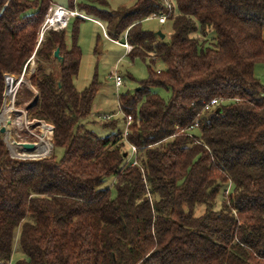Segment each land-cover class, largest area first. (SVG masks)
Here are the masks:
<instances>
[{
	"label": "trees",
	"instance_id": "16d2710c",
	"mask_svg": "<svg viewBox=\"0 0 264 264\" xmlns=\"http://www.w3.org/2000/svg\"><path fill=\"white\" fill-rule=\"evenodd\" d=\"M164 2L81 7L105 22L109 39L124 35L131 60H149L140 89L118 99L132 118L124 139L84 126L97 84H73L83 18H74L69 49L65 29L38 43L51 0H0V109L7 78L34 57L28 80L37 101L26 109L52 126V149L64 152L60 161L53 152L11 158L0 133V264L11 263L17 239L24 259L15 264H264V86L254 76L264 63V0H170V9ZM157 14L171 22L169 41L141 27ZM51 62L55 74L43 67ZM211 100L218 106L206 113ZM196 120L198 136L188 131ZM126 145L136 148L137 165L124 157ZM110 176L114 198L100 189Z\"/></svg>",
	"mask_w": 264,
	"mask_h": 264
},
{
	"label": "rangeland",
	"instance_id": "374dc122",
	"mask_svg": "<svg viewBox=\"0 0 264 264\" xmlns=\"http://www.w3.org/2000/svg\"><path fill=\"white\" fill-rule=\"evenodd\" d=\"M51 2V5L54 8L55 6H61L67 9V0H51ZM102 2H105V5L102 4ZM74 3V11L81 14L83 20L79 22L77 26V46L81 51V60L78 74L74 78L73 84L77 91H83L84 89L88 88L93 81H95L97 84V91L93 100L91 114L85 120L84 126L87 130H90L96 136L101 138H105L109 135H123L126 130V123L124 114L120 109L118 99H120V97L125 94L133 95L140 89V83L148 78L147 67L149 65V60H143L139 58L131 60L126 53L125 48L122 46L126 42L124 35H120L116 39L118 41L117 43L110 41L104 35L106 34L105 22L98 20L93 15L91 16L87 14V12L81 9V7L92 6L96 9H103L106 11H117L120 9L130 8L134 4V0H74ZM63 22L59 23V25L57 26L52 27H60ZM74 23V18H70L67 23V27L65 28V41L68 49L73 44L71 35ZM141 27L145 31L152 32L154 34H156L157 32H161V34L164 36L163 41L165 42L169 41L170 35L172 33V25L168 20L164 24H159L156 19H144L141 22ZM30 60L28 64L29 66L27 68L28 70L24 75V80H22L23 83L19 87L18 94L15 97V107L21 110H25L26 107L30 105V103H32L36 95V90L30 86L28 78L31 73L33 74L34 70H36L37 65L34 61V57H31ZM43 67L45 70H50L54 74L57 72V67L54 62H51L50 65L44 63ZM163 68L164 65L161 62L157 61L153 67V70L159 72ZM115 76H119L122 81V85L118 88L115 87ZM254 76L264 86V63H257L255 65ZM12 77L16 78L17 76ZM151 93L157 95L164 101H168L170 99V92L166 91L164 88H151ZM9 97L11 96L9 95ZM9 100L11 99L9 98ZM142 102V100L138 102L137 113L139 112ZM2 115H5L3 124H5V127H7L8 129L12 128L16 124V121H13V123L9 122V112H2ZM16 115L18 114H12V118L14 120L16 119ZM26 117L29 123L36 122L34 121L35 119L33 120L32 118H30L27 113ZM104 118H109L108 122L114 124V127H104L103 124L106 123ZM40 128L41 126H39L38 124H33V126L29 130L39 136V132L41 131ZM11 134L13 140H18V138L28 139L30 141L35 140V137L30 136L29 138L28 136H26V131L23 129H19L17 126H14L11 129ZM190 134L198 136L200 134V131L198 129H195L190 132ZM128 149L129 146L126 145L125 154L127 153ZM52 152L53 157L57 161H60L62 159L64 153L63 149H52V146L50 149V153L47 154V156H41L40 158L49 157ZM100 189H109L111 197L114 198L116 196L114 177L110 176L105 178L100 186ZM221 196L222 193H220L216 199L217 208L219 207ZM203 212V207H197L194 210V215L200 216L201 214H203ZM20 259H24V256L20 251L17 239L14 243L13 255L10 264H15Z\"/></svg>",
	"mask_w": 264,
	"mask_h": 264
},
{
	"label": "built area",
	"instance_id": "2783aa9c",
	"mask_svg": "<svg viewBox=\"0 0 264 264\" xmlns=\"http://www.w3.org/2000/svg\"><path fill=\"white\" fill-rule=\"evenodd\" d=\"M164 4L167 6L168 9L171 8V2L170 0H165ZM57 10H61V12H63L65 14V22L62 26L60 27H52L49 25V18L50 17H53L55 14H56V11ZM75 17H81L82 18V15L77 13L76 11H70V10H66L65 8L63 7H60V6H55V8L53 6H50L47 10V13L45 15V18H44V21L41 25V28L39 30V33H38V43L40 41H42L43 39V36H44V33L48 30H54V31H60V30H63L67 27V23L68 21L70 20V18H75ZM149 18H153V19H156L157 22L159 24H164L166 22V16L163 15V14H157V15H151L150 17H148L147 19ZM106 38L109 39V37L107 36V34H104ZM110 41L112 42H115L117 43V41H113L111 39H109ZM126 41V40H125ZM125 50H126V53L128 54L131 50H132V47L127 43L125 42L123 45H122ZM31 61V60H30ZM27 62V64L25 65L22 73L20 75H18L16 78L14 77H9L7 78L6 82H5V89H4V93H3V102H2V106H1V112L4 111V109L6 108V100L9 101V95L11 96V109L10 107L7 108V110L9 109V114H10V121L11 123H13V121H18L19 123L18 124H15L14 126H17L19 129H23L26 131L27 135L29 138L30 136L32 137H35V140L34 141H30L28 139H22V138H18V140H13L12 139V134H11V129H8L7 127H5V124H0V127H5L6 131L5 134H3V141L9 151V154H10V157L11 158H15V159H22V160H29V159H39L41 156H38V157H33V156H30L31 152H26L23 150V148L20 146V144H24V143H31L35 146V149L38 148L39 144H40V138H43V140H46L47 142H49L50 144V149H51V146H52V143H51V140H52V131H53V128L51 127V125L43 122V121H38V120H34L36 122H33V123H29L27 121V117H26V113L28 114L27 110H21V109H18L15 107V97L17 96L18 94V89L19 87L21 86V84L23 83L22 80H24V75L26 74V71L28 70L27 67H28V64L29 62ZM31 67V66H30ZM32 74V73H31ZM114 83H115V87L118 88L122 85V81H121V78L119 76H115L114 77ZM12 106H14L12 108ZM218 106V102L216 100H211L209 102V104H207L205 107H204V111L206 113H211L216 107ZM0 112V113H1ZM15 113V114H18L16 115V119L14 120L12 118V114ZM29 116V114H28ZM23 118V119H21ZM32 120V119H31ZM105 121H109V118H104ZM132 121V118L131 116H126L125 117V123H126V130L125 132L123 133V138L125 139L126 138V135H127V127L130 125ZM24 123L26 125H24ZM33 124H38L39 126H41L40 128V134L39 136L36 135L35 133L31 132L29 129L33 126ZM12 125V124H11ZM24 125V126H23ZM47 127H49L50 129H48L47 131ZM199 128V124H198V120H196L194 122V124L192 126H190L188 128V131H193L195 129H198ZM45 131L48 132V135L46 136L45 135ZM14 148V151L12 150V148ZM50 153V150L47 154ZM45 154V155H47ZM45 155H42V156H45ZM126 156H128V161L131 162V165L134 166V165H137V160H136V157H137V150L134 146H131L129 145V149L126 153ZM43 158V157H42Z\"/></svg>",
	"mask_w": 264,
	"mask_h": 264
},
{
	"label": "bare ground",
	"instance_id": "6f19581e",
	"mask_svg": "<svg viewBox=\"0 0 264 264\" xmlns=\"http://www.w3.org/2000/svg\"><path fill=\"white\" fill-rule=\"evenodd\" d=\"M65 17H66L65 14L63 12H61V10H58V11H56V14L54 15L53 18H49L50 19L49 25L50 26H57V25H59V23H61L63 21L65 22ZM64 22L62 23V25L64 24ZM9 98L11 99V97H9ZM10 101L11 100H9V101L6 100V108L2 112H9V109L7 110V108L10 107V109H11V102ZM12 108H13V106H12ZM2 112L0 113V122H1L0 124H2L4 122V117H5V115H2ZM1 117H2V119H1ZM18 123L19 122L16 121V124H18ZM45 135L46 136L48 135L47 131H45ZM49 150H50L49 142H47L46 140H43V138H40V144H39L38 148L34 149L31 152L30 156H33V157L42 156V155L47 154L49 152Z\"/></svg>",
	"mask_w": 264,
	"mask_h": 264
},
{
	"label": "water",
	"instance_id": "95a60500",
	"mask_svg": "<svg viewBox=\"0 0 264 264\" xmlns=\"http://www.w3.org/2000/svg\"><path fill=\"white\" fill-rule=\"evenodd\" d=\"M156 35L163 40L164 36L161 34V32H157ZM52 58L56 59L60 64L62 63V57L59 55V49H55L53 54H52ZM37 101V96L35 95L34 100L32 101V103L30 104L31 106L35 105ZM27 110V109H26ZM6 129L5 127H0V133L3 135L5 134ZM20 146L23 148L24 151L26 152H32L35 149V146L31 143H24V144H20ZM126 157V155L124 156Z\"/></svg>",
	"mask_w": 264,
	"mask_h": 264
},
{
	"label": "crops",
	"instance_id": "0c3cea01",
	"mask_svg": "<svg viewBox=\"0 0 264 264\" xmlns=\"http://www.w3.org/2000/svg\"><path fill=\"white\" fill-rule=\"evenodd\" d=\"M125 117V116H124ZM108 122V121H107ZM84 123H85V121H84ZM126 155V154H125Z\"/></svg>",
	"mask_w": 264,
	"mask_h": 264
}]
</instances>
